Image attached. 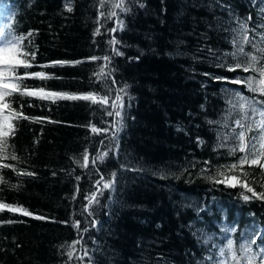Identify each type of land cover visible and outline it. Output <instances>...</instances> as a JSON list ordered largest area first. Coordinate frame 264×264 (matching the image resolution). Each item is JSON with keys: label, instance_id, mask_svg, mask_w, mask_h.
I'll return each instance as SVG.
<instances>
[{"label": "trees", "instance_id": "16d2710c", "mask_svg": "<svg viewBox=\"0 0 264 264\" xmlns=\"http://www.w3.org/2000/svg\"><path fill=\"white\" fill-rule=\"evenodd\" d=\"M118 2L0 0V31L9 39L33 33L21 42L23 51L35 52L27 71L48 77H30L22 86L111 100L127 86L116 138L110 104L6 97L12 109L40 120L13 119L14 135L0 155V203L33 214L0 210V264H247L242 246L253 253L264 249V200L213 178L223 171L245 180L240 168L229 169L244 155L231 153L235 121L243 117L233 105L237 92L254 102L264 94L232 83L259 80L258 73L229 68L246 64L241 47L264 66V0H125L126 12L112 7ZM113 11L117 15L109 18ZM113 37L123 55L109 45ZM93 56L111 57L105 68L111 77L97 79L94 73L106 62ZM248 112L245 124L262 119ZM90 125L109 132L94 134ZM85 150L89 165L82 168ZM104 152V161L93 166L92 157ZM243 171L250 187L264 193V169L245 165ZM113 173L114 188L101 184L99 203L85 210L84 197L96 191V180ZM255 264H262L259 257Z\"/></svg>", "mask_w": 264, "mask_h": 264}, {"label": "snow or ice", "instance_id": "6c2138e0", "mask_svg": "<svg viewBox=\"0 0 264 264\" xmlns=\"http://www.w3.org/2000/svg\"><path fill=\"white\" fill-rule=\"evenodd\" d=\"M101 3H104V0H101ZM113 8H119L122 12L128 11V8L125 5V0H119L118 3H114L112 5ZM71 11V8L68 9ZM104 13H101V16H103ZM117 13L115 11L111 12L109 18H112L113 16H116ZM123 23L122 21H117V29H122ZM117 29H110L109 31L115 32ZM100 29H96L95 34H99ZM33 33L29 32L26 36H12L11 39H9L10 33L0 31V155H3V153L6 151L8 146V138L11 135H14V124L13 119H31L39 121L40 118L36 117H27L23 114L22 111L17 112L15 109H12L10 104L6 102V97H10L13 94H19L20 96H29V97H40L41 99H49V100H55V99H66V100H83V101H89L92 104H99L101 107H105L107 105H111L115 111H108L107 115L109 116H115L118 119L115 121V123L112 125V128L114 131H112L113 138H116L117 134L123 129V108H124V97L120 95V93L126 94V87L119 89V92L117 93L115 100H111L110 96H99L96 93H87V94H69V93H62V92H46L44 89H29L26 86L23 85V81L25 79H28L30 77H38L40 79H46L48 78L45 73L43 72H36L31 73L28 72L27 69L32 67V61L35 59V52H32L29 54L28 52L23 51L22 41L25 39H28L31 37ZM243 42L245 44L250 43L249 38L247 35L243 37ZM119 42L116 41L115 37H113L109 41V45L112 46V50L116 55H123L115 46ZM252 47H256L254 44ZM241 54H244L247 57L246 64L242 65L240 63H237L235 67L229 68V71H236L237 69H241L244 72H256L259 74L260 79L257 80L253 76H249L246 78V80H240L236 79L233 80L232 83L235 84H241L245 83L247 84L248 88L252 92H259L261 94H264V66L258 67L259 60L256 55L254 54H246L244 53L243 47L239 49ZM261 52H264V48L260 49ZM29 55H31V60L28 59ZM232 55H235L233 53ZM92 61H96L99 59H103L106 63L105 65H102L100 67V71L98 73H94V75L97 77L98 80H104L106 78H109L112 76L111 71L106 72L105 68L110 64L111 57L105 56V57H90L89 58ZM82 61H75L73 63H81ZM55 63L64 64L69 63L65 61H57ZM23 68V74L18 75V70ZM112 83L115 84V79L112 78ZM258 85V86H257ZM105 87L107 88L108 85L105 84ZM236 96L238 97V100L236 103H234L233 107H238L240 112L243 113V117L241 119H238L235 121V124L237 126V129L239 131L233 130L235 132L234 139L236 140V146L231 149V153L234 154L237 151L240 153H243L244 155L240 156L238 159V162L235 164H232L229 166L230 170L240 168L242 175L245 177V180H241L239 176H226L223 171H218L217 178H213L216 183L220 184H227L230 187H237V185L241 186L242 188L246 189L247 192L252 193V197H256L259 199L264 200V193H257L255 190L250 187L249 183L247 182L248 173L244 172V166H258L261 169H264V107L257 109L255 104L259 103L261 105H264V100L261 101H251L246 97H243L240 95L239 92L236 93ZM22 108V106H21ZM8 110V115H3L5 110ZM251 110L252 115L259 114L262 119L259 121H255L251 124H245V119L248 117L249 112L248 110ZM90 130L94 134H101L108 133V128H97L95 125H90ZM255 131L257 135H249L250 133H253ZM101 143H103L101 141ZM259 145V147H258ZM118 148V145H117ZM108 155L107 152H104L103 154H100L96 157H92L91 163L93 166L96 165L97 161L103 162L105 157ZM12 159H17L16 156H12ZM89 165V154L87 150H85L83 154V163L80 164V167L87 168ZM3 167H12L11 165H3ZM18 175H34V173H28V172H19ZM115 173L112 174V177L110 179H105L103 176L100 177V179L96 180V191L91 192L89 195L85 196L84 198L88 201V204L85 205V210H88L92 204L99 203V195L103 194V189H113L115 185ZM81 177H76L77 180H79ZM103 185V189L100 188V185ZM76 193H79V187L76 188ZM252 197H249L248 195H244V200H249ZM75 199V196L73 197ZM7 209L11 212H19L22 213L25 216H32L33 214L26 209L13 207L12 205L6 204V203H0V210ZM91 211H89V215H91ZM36 219H45V217L38 216L35 217ZM93 226H95L96 221L91 222ZM80 222L77 220L73 227L77 228L79 230ZM235 231V229H232ZM84 231H88L87 228L84 229ZM81 240H76L72 242V245H70V249H74L76 244H80ZM252 244L255 243V241L251 242ZM228 250L231 252L232 258L236 259V251L233 250V241L229 240L227 244ZM242 249L245 253V256L243 257L244 260L247 261V264H255L256 259L259 257L262 264H264V249H261L259 252L253 253L251 248L248 246H242ZM68 259L71 260L73 258V250H69L68 253ZM88 252L85 249L84 250V256H87ZM220 255H224V249L220 250ZM84 257H77V259H83Z\"/></svg>", "mask_w": 264, "mask_h": 264}, {"label": "water", "instance_id": "95a60500", "mask_svg": "<svg viewBox=\"0 0 264 264\" xmlns=\"http://www.w3.org/2000/svg\"><path fill=\"white\" fill-rule=\"evenodd\" d=\"M115 121H116V117L114 116V117H113V124L115 123Z\"/></svg>", "mask_w": 264, "mask_h": 264}, {"label": "bare ground", "instance_id": "6f19581e", "mask_svg": "<svg viewBox=\"0 0 264 264\" xmlns=\"http://www.w3.org/2000/svg\"><path fill=\"white\" fill-rule=\"evenodd\" d=\"M80 240V239H79Z\"/></svg>", "mask_w": 264, "mask_h": 264}]
</instances>
